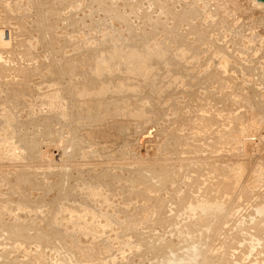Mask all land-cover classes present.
Listing matches in <instances>:
<instances>
[{
	"label": "rangeland",
	"instance_id": "1",
	"mask_svg": "<svg viewBox=\"0 0 264 264\" xmlns=\"http://www.w3.org/2000/svg\"><path fill=\"white\" fill-rule=\"evenodd\" d=\"M0 264H264V8L0 0Z\"/></svg>",
	"mask_w": 264,
	"mask_h": 264
},
{
	"label": "bare ground",
	"instance_id": "2",
	"mask_svg": "<svg viewBox=\"0 0 264 264\" xmlns=\"http://www.w3.org/2000/svg\"><path fill=\"white\" fill-rule=\"evenodd\" d=\"M99 1V0H98ZM104 1V0H103ZM250 2H252V4L253 5H255V6H259V7H263L264 8V2L263 1H257V0H249ZM114 4V3H113ZM116 4V3H115ZM115 6V5H114ZM113 6V7H114ZM117 6V5H116ZM115 6V7H116ZM114 7V8H115ZM102 8V7H101ZM97 9V8H96ZM106 9V8H105ZM93 10V9H92ZM98 10V9H97ZM99 11V10H98ZM115 11V10H114ZM116 12V11H115ZM179 13H181L180 11H179ZM116 15V14H115ZM184 15V14H183ZM114 16V15H113ZM118 17V16H117ZM120 17V16H119ZM121 20V19H120ZM72 21H74V20H72ZM180 38V37H179ZM136 50V49H135ZM139 51V50H138ZM223 51V50H222ZM136 52V51H135ZM139 53V52H138ZM221 57V56H220ZM219 58V57H218ZM168 59V58H167ZM235 59V58H234ZM222 62H223V60H222ZM163 63V62H162ZM224 64V63H223ZM160 65V64H159ZM164 68V67H163ZM221 68V67H220ZM179 69V68H178ZM163 70V69H162ZM175 70V69H174ZM183 71V70H182ZM209 72V71H208ZM179 73V72H178ZM207 74V73H206ZM208 75V74H207ZM203 77V76H202ZM66 100V99H65ZM49 102V101H48ZM48 104H50V102L48 103ZM52 104V103H51ZM66 104V103H65ZM50 106V105H49ZM48 126V125H47ZM33 132V131H32ZM27 134V133H26ZM34 134V133H33ZM20 138V137H19ZM21 139V138H20ZM23 141V140H22ZM24 142V141H23ZM27 144V143H26ZM163 173V172H162ZM62 175V174H61ZM201 176V175H200ZM194 178H195V176H194ZM204 180V179H203ZM171 181V180H170ZM195 181V180H194ZM158 182H160V181H158ZM166 182V181H165ZM198 183H199V181H198ZM66 184H67V182H66ZM73 184V183H72ZM172 184V183H171ZM71 187V186H70ZM160 187V186H159ZM109 189V188H108ZM110 190V189H109ZM164 190V189H163ZM73 191V190H72ZM71 191V192H72ZM73 194V193H72ZM77 194V193H76ZM71 195V194H70ZM105 195H107V194H105ZM109 196V195H108ZM115 196V195H114ZM160 204V203H159ZM114 223V222H113ZM101 232V231H100ZM123 249V248H122ZM169 259V258H168ZM168 262H170V260L168 261ZM172 262V261H171Z\"/></svg>",
	"mask_w": 264,
	"mask_h": 264
},
{
	"label": "water",
	"instance_id": "3",
	"mask_svg": "<svg viewBox=\"0 0 264 264\" xmlns=\"http://www.w3.org/2000/svg\"><path fill=\"white\" fill-rule=\"evenodd\" d=\"M257 1H263L264 2V0H257Z\"/></svg>",
	"mask_w": 264,
	"mask_h": 264
}]
</instances>
